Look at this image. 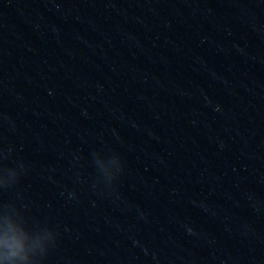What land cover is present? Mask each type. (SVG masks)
<instances>
[{
	"label": "water",
	"instance_id": "1",
	"mask_svg": "<svg viewBox=\"0 0 264 264\" xmlns=\"http://www.w3.org/2000/svg\"><path fill=\"white\" fill-rule=\"evenodd\" d=\"M33 264H264V0H0V219Z\"/></svg>",
	"mask_w": 264,
	"mask_h": 264
},
{
	"label": "clouds",
	"instance_id": "2",
	"mask_svg": "<svg viewBox=\"0 0 264 264\" xmlns=\"http://www.w3.org/2000/svg\"><path fill=\"white\" fill-rule=\"evenodd\" d=\"M0 264H33L26 233L8 216L0 219Z\"/></svg>",
	"mask_w": 264,
	"mask_h": 264
}]
</instances>
